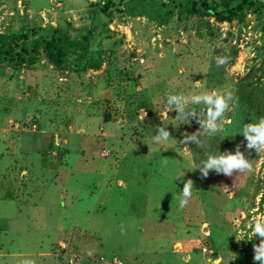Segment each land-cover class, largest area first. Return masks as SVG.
Instances as JSON below:
<instances>
[{"label": "rangeland", "instance_id": "obj_1", "mask_svg": "<svg viewBox=\"0 0 264 264\" xmlns=\"http://www.w3.org/2000/svg\"><path fill=\"white\" fill-rule=\"evenodd\" d=\"M105 1L0 0V32L52 26L80 37L95 27L87 56L101 59L85 69L73 58L65 69L44 57L0 64V264H258L260 240L247 238L264 219V154L251 173L202 177L193 170L204 151L182 142L199 124L164 106L181 92L236 97L249 69L251 98L258 88L264 98V0L239 23L179 14L180 0H114L108 15ZM219 55L229 62L217 67ZM248 105L227 114L226 138L264 116ZM157 109L172 133L165 145L153 142ZM217 138H205L208 151L221 152ZM189 179L181 209L173 197Z\"/></svg>", "mask_w": 264, "mask_h": 264}, {"label": "clouds", "instance_id": "obj_2", "mask_svg": "<svg viewBox=\"0 0 264 264\" xmlns=\"http://www.w3.org/2000/svg\"><path fill=\"white\" fill-rule=\"evenodd\" d=\"M217 67L226 65L229 62L227 55H219L215 57ZM238 106V99L231 91L220 93L215 90L195 92L185 95L183 92L176 94H168L166 96L165 110L167 112L176 111L175 119L182 123L191 124L195 119L199 124V129L191 134L185 133L183 143L192 144L202 149L205 153V158L195 167L199 169L202 177H207L211 171L217 174L226 176H238L251 173L254 171L252 160L248 158L241 146L237 145L235 151H225L212 153L208 151V143L205 138L219 137L220 141L228 136L226 133L225 122L228 113L234 111ZM162 114L163 125L158 127L156 135L153 137V142L165 145L172 139V133L168 130V124L165 125ZM179 124V125H180ZM176 125V126H179ZM242 133L246 140V147L249 152L255 151L258 155L264 154V116L253 118L252 122L244 123L243 126L235 133ZM183 156V154L181 153ZM168 161H162L163 166H167ZM192 170V169H191ZM237 176V177H238ZM182 178V177H176ZM193 181L191 179L184 183L179 197L174 194V199H178L179 208H185L193 195ZM236 235V234H235ZM259 238L260 242L254 245V261L258 264H264V219L257 218L252 224V236L247 238ZM237 241L244 240L245 237L236 235ZM91 255V252L88 253ZM235 259V257L233 258ZM19 264H35L34 260L24 259Z\"/></svg>", "mask_w": 264, "mask_h": 264}, {"label": "trees", "instance_id": "obj_3", "mask_svg": "<svg viewBox=\"0 0 264 264\" xmlns=\"http://www.w3.org/2000/svg\"><path fill=\"white\" fill-rule=\"evenodd\" d=\"M202 4L203 10L198 6ZM100 4V3H99ZM114 0H106L104 4L100 5V9L110 14V7L114 5ZM253 5L252 0H240L234 5H231L229 0H180L177 3V11L179 14L183 12L201 15L207 13L208 15H215L217 20H227L229 22H242L245 18L246 8ZM95 27H90L80 37H71L65 29L59 27L48 26L46 28H38L36 26L31 29L22 28L17 32H0V64H9L13 67H20L23 65H32L36 61L44 57L46 61L53 64L57 68L65 69L69 64V59L73 58V63L81 64V69L96 68L99 66L101 59L96 58L89 60V38ZM110 33L109 30H107ZM234 49V53H236ZM232 61L234 59L232 58ZM260 69H262L260 67ZM20 72V71H19ZM250 76V78H249ZM251 69L246 72L244 76L235 83V95L240 105H248L256 111L264 112V98L258 101L259 94L263 93L261 88H258L259 94H254L251 98L249 83L247 78L252 79ZM247 79V80H246ZM260 87V86H259ZM257 96V98H256ZM104 119H108V114H105ZM210 143H215L219 146V138L212 140ZM246 140L243 135H235L232 138H226L221 144V152L235 151L236 146L240 145L241 150L245 152L249 159L253 160L256 152L248 151L246 147Z\"/></svg>", "mask_w": 264, "mask_h": 264}, {"label": "built area", "instance_id": "obj_4", "mask_svg": "<svg viewBox=\"0 0 264 264\" xmlns=\"http://www.w3.org/2000/svg\"><path fill=\"white\" fill-rule=\"evenodd\" d=\"M21 72H23V70H20L19 73H21ZM19 76L21 77V75H19ZM141 110H143L144 114L146 113V110H144V109H141ZM202 250H203L204 252H206V251H207V247L204 245L203 248H202ZM117 261H119V262L121 263V261H120L116 256H113V257H112V263H113V264H116Z\"/></svg>", "mask_w": 264, "mask_h": 264}, {"label": "water", "instance_id": "obj_5", "mask_svg": "<svg viewBox=\"0 0 264 264\" xmlns=\"http://www.w3.org/2000/svg\"><path fill=\"white\" fill-rule=\"evenodd\" d=\"M237 66H238V64H237Z\"/></svg>", "mask_w": 264, "mask_h": 264}]
</instances>
